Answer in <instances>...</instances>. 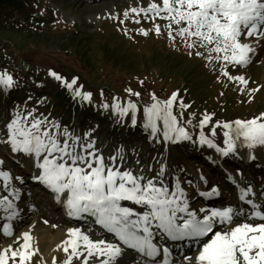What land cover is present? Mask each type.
<instances>
[{
	"label": "snow or ice",
	"instance_id": "snow-or-ice-1",
	"mask_svg": "<svg viewBox=\"0 0 264 264\" xmlns=\"http://www.w3.org/2000/svg\"><path fill=\"white\" fill-rule=\"evenodd\" d=\"M131 11L166 13L161 18L170 21L167 27L178 26L175 35L169 31L171 40L179 37L189 49L205 48L209 62H223V75L247 85L243 76H230L224 69L228 65L242 67L252 62L256 47L264 41V0H162V6L152 3L147 8H132ZM155 31L159 34L160 28L157 26ZM196 55L203 56V53L196 52ZM49 75L61 80L54 71L50 70ZM75 84L74 78L64 86L73 90ZM14 85L10 74L0 72V87L11 89ZM126 91L130 95H140L132 93L131 89ZM74 96L85 101L91 99V93H81L79 88L74 90ZM151 100L152 103L143 109L145 129H150L153 136L161 132L164 140L172 143L192 139L179 126L172 111L177 93L165 101L158 100L155 95ZM111 107L121 116L131 110L135 124V103L129 101L121 107L114 98ZM180 107L190 106L181 101ZM211 119L205 114L199 127L203 129ZM158 121L162 122V129L158 128ZM5 127L7 138L0 139V143L8 144L14 153L32 158L38 169L32 178L50 190L69 218L90 224L87 232L79 227L67 230L68 239L63 242V251L68 256L63 264H71L74 257L79 259L81 256L82 264H89L93 257L99 264H117L125 250H133L147 258L144 264H172V249L164 241L184 242L189 250L194 247V255H182L186 264H264V205L249 198L255 195L251 187L240 189L238 195L247 208L226 206L196 211L190 209L187 194L179 182L171 188L165 184L163 166L155 177L124 168L123 156L105 158L95 150V142L88 140L87 133L82 141L67 129L61 131L53 121L33 117L31 112L27 115L16 113ZM216 127L224 129V148L216 147L202 131L199 143L216 148L225 156L235 152L238 146L264 147V113L248 120L218 122L212 128L213 136ZM0 180L5 190L11 186L7 171H0ZM201 194L211 197L217 191L213 188L211 192ZM9 195L18 198L19 190H13ZM125 202L138 206L141 211L126 206ZM0 208L11 210L8 220L17 216L15 205L7 195L0 197ZM237 219L239 223H236ZM91 225L98 226L113 239H91L88 233L95 231ZM2 232L4 236L13 235L10 224L3 225ZM31 239L30 233L24 232L14 241L17 247L9 245L0 250V264H9V260L12 264H31L38 251L32 248ZM157 257L162 259L158 261Z\"/></svg>",
	"mask_w": 264,
	"mask_h": 264
},
{
	"label": "rangeland",
	"instance_id": "rangeland-1",
	"mask_svg": "<svg viewBox=\"0 0 264 264\" xmlns=\"http://www.w3.org/2000/svg\"><path fill=\"white\" fill-rule=\"evenodd\" d=\"M33 2V10L39 7L38 4H41L40 6L47 11H52V14L49 15L50 18L55 15L61 16L70 25H73L78 30V32L75 30L77 33L74 34L76 35L75 38L83 39L81 43H85L86 48H88L84 54L85 57L89 58V65L92 67H87L97 69V66H102V68L97 69L96 73L83 71L78 52H70L67 49L69 45H65L67 34L60 37L46 27L44 28L46 30L45 35L37 39L27 40L16 33L9 35L0 31L2 64L10 68L8 74L11 76L15 70L17 73H21L20 76L24 75V80L18 78L13 88L2 90L3 88L0 87V139L7 138L5 125L16 113L27 115L31 112L33 117L53 121L60 126L61 131L67 129L71 134L81 137L82 141L87 133L88 140L95 142V150L105 158L123 156L124 168H130L137 173L143 171L145 176L150 177L155 172H159L163 166L164 176L162 179L165 184L171 188L176 182H179L187 194L189 206L196 190L192 183L193 179H196L195 177L204 180L205 186L227 184L231 190V187L237 189L228 180L234 175L240 184V189L255 186L264 193V170L260 168L261 162L259 160H252L242 167L234 165L239 163L238 157H242V154L238 152L242 146H238L235 152L227 156L222 155L220 158L221 162L217 168L226 181L221 179L222 177L217 178V173H212L211 176L206 173L208 167L204 163L208 159L214 161L218 152L216 148L199 143L200 133L202 131L208 139L213 141L216 147L224 148V129L221 127L215 128L216 135L213 136L212 132L205 128L201 129L198 122H182L183 116L180 115L179 111L172 109L173 114L177 116L179 126L183 127L189 136L191 132L195 135L190 136L191 140L172 143L165 141L161 132L153 136L150 129H145L143 109L152 103L151 96L155 95L160 101H165L170 97L168 79L164 82L157 80L164 84L162 92L158 94H150L146 86L149 81L147 77L149 74L152 73L154 76L158 75L165 78L170 74V72L161 73L168 64L173 67L172 61L166 60L163 54L172 55L177 52L179 56L184 57L180 62H175L178 76L184 72L190 73L188 76L199 77V83H202L200 77L202 76L205 78V82L211 84V89L202 87L204 93L193 97L192 102L199 106H205L207 109H214L218 116L222 114L226 104L225 96H219L214 101L218 92L214 88L216 86L212 81V76L204 69L203 62L197 59L196 52H201L200 47L189 49L183 46L174 49L178 44L173 45L172 43L184 40L179 37L174 41L169 37L164 40L162 34H157L155 31L157 26L161 31L166 25L165 21H161V17L166 13L155 15L131 11L132 8H147L152 3L162 6V0H33ZM126 12L128 13L127 17L125 16ZM36 25L44 26L43 23ZM141 30L148 34L144 35ZM114 46L116 48L110 54L105 52L106 56L101 54L102 51L106 50V47L113 49ZM259 47L256 52L263 51H261L259 61L256 64L253 63L258 69H249L253 79H250L244 86L246 94L226 92V96L231 100L224 110L228 117L239 115V118L245 117L244 120H248L264 113V41ZM151 50L155 51L153 60ZM90 51L98 56H91ZM41 52H44L48 57L42 58ZM190 52L191 54H189ZM55 62L58 63H56L58 66L53 67L54 72L60 71L64 76L61 81H57L55 77L49 75L48 67ZM141 63L145 64V67L140 68L141 65L138 64ZM27 64H31L32 67L29 68ZM37 67L44 70L41 72ZM14 68L16 69L14 70ZM188 69L191 71L188 72ZM32 73L34 74L31 75ZM37 73H39L38 76ZM235 75L244 77L243 73H235ZM74 78L76 84L73 85V90H69L64 86V83L71 82ZM104 83L110 88H106ZM56 84L63 87V94L58 92L57 88L59 87ZM16 88L22 90L17 94L13 93L12 90ZM76 88H79L81 93H91V99L85 101L81 97L74 96ZM126 89H131L132 93H139L140 95H130ZM254 89L255 91H252ZM11 94L12 96H10ZM114 98L121 107L126 106L129 101L137 105L135 124L132 122L131 110L123 116L118 112L114 113L111 107ZM105 104L109 107H103ZM95 111L98 112V116L94 114ZM218 122L224 123L215 120L210 127L213 128ZM157 126L162 129V122L158 121ZM1 151L12 152L8 144L0 143V161H2L0 171H7L10 175L11 184L15 187L20 186L25 193L16 206L18 209L20 205L24 206V209H19L18 212L21 213V221L18 227L14 229L12 236L0 240V244L7 245L8 239H11L12 246L15 248L18 245L14 241L21 237L22 232L26 229L29 230L32 225L36 224L37 219L40 222L39 229L46 227L45 217L55 225L52 228H55L57 224L49 216L38 215L33 210L30 213L28 199L33 194H30V188L27 187L28 182L23 179L24 174H22L23 168L21 167L24 163L31 168L33 165L31 158L23 153H16V160L14 157L9 159ZM117 162L119 163V160ZM187 162L193 165H188ZM173 163L177 167L185 169L184 176L171 168ZM225 163H229V166H222ZM6 191L3 187V181L0 180V197H3ZM134 207L137 211H141L138 206L134 205ZM53 215L54 217L58 216L56 212ZM236 222L239 223L240 220L237 219ZM66 228L65 226L64 229ZM32 241L33 239H31L32 248L38 250L33 246ZM54 251H59V253L47 255L44 252L36 251L31 259V264H60V256L64 257L60 253L63 251V247H58ZM125 251L136 253L133 250ZM82 258L83 256L79 259L74 257L72 261L82 264ZM97 263L95 258L89 260V264ZM9 264H12L11 260H9Z\"/></svg>",
	"mask_w": 264,
	"mask_h": 264
},
{
	"label": "trees",
	"instance_id": "trees-1",
	"mask_svg": "<svg viewBox=\"0 0 264 264\" xmlns=\"http://www.w3.org/2000/svg\"><path fill=\"white\" fill-rule=\"evenodd\" d=\"M35 2V1H34ZM33 0H0V31H3L9 35H12V33H16L18 36L25 37L27 40H33L40 38L42 35H45L46 30L44 28L47 27L53 30V32L56 35H59L62 37L64 34H67V37L65 40L67 43L65 45H69V48H67L70 52L74 51L78 52V58L81 61V67L83 71H92L93 73L97 72V69H101L102 66H97V69H89L88 67H92L89 65V58L85 57V52L88 50L86 48L85 43H81V40L83 39H76L77 34L73 25H70L68 22H66L64 19L61 18V16H52L51 18L49 17L50 14H52V11H47L44 7H41L39 4L36 9H32L33 5ZM42 12L41 14H44V18L42 20H37L35 19L38 13ZM43 23V27H39L36 24ZM170 23V21H169ZM169 23H167L169 25ZM167 25V26H168ZM165 27L161 30V34L164 37V40L169 37V31H172L173 34L175 33V29L178 27L175 24L171 25V29L169 27ZM78 32V30H77ZM27 36V37H26ZM163 42V41H162ZM66 47V46H65ZM116 46H114L113 49L107 48L106 50L102 51L101 54L103 56H106V54H110L112 50H114ZM19 49V48H18ZM66 49V50H67ZM153 49V48H152ZM157 49V48H156ZM152 51V60L155 57L154 50ZM105 52V53H104ZM91 56H98L91 51L89 52ZM42 58L45 59V57H48L44 52H41ZM40 54V55H41ZM167 59H170L172 61L173 67H170L169 64L167 67L161 72H170V74L165 78V77H159L158 75L154 76L152 73L149 74L148 83H147V88L149 90L150 94H158L162 92V88L164 84H161V82L166 81L167 79L169 80V92H170V97L172 94L175 92L177 93V100L174 102L173 105V110L175 111L176 109L181 110L182 108L180 107V102L182 101L183 104H190L191 101H193V97L196 95H199L201 93H204V88L202 83H199V77H194V76H188L190 73H183L181 76H178L179 73L177 71L176 63L175 62H180L182 57L181 55L176 52L175 54L169 55V54H163ZM2 54H0L1 58ZM101 58V56H100ZM55 62L52 66H49V71H54L53 67L58 66ZM28 66L32 67L31 64H27ZM141 65L140 68L145 67V64L141 63L138 64ZM88 66V67H87ZM115 66V65H114ZM113 66V67H114ZM1 69V68H0ZM41 72L44 70L41 67H37ZM191 69H188V72H190ZM174 72L175 74H173ZM160 73V74H161ZM57 74L61 77V80H63V73L60 71L57 72ZM161 78V79H159ZM57 80V81H61ZM157 80H160L161 82H158ZM106 88H110L106 83ZM59 88H57L58 92L61 94L64 93L63 87L60 86V84H56ZM193 104L191 105V111L194 112Z\"/></svg>",
	"mask_w": 264,
	"mask_h": 264
},
{
	"label": "bare ground",
	"instance_id": "bare-ground-1",
	"mask_svg": "<svg viewBox=\"0 0 264 264\" xmlns=\"http://www.w3.org/2000/svg\"><path fill=\"white\" fill-rule=\"evenodd\" d=\"M262 43V42H261ZM261 43L256 47V49H259ZM215 55V54H214ZM222 61L220 63L217 64V70H218V77L220 79H222V82L220 84V90H223V89H228L229 87H234L235 85H237L236 82H231V80L228 79L227 76L223 75L222 74V71H221V65H222ZM248 69H253V66L249 65L248 66ZM227 67L224 69V71H227ZM232 70H234L235 72H233V76H235V73H242V71H239L238 67L235 66V67H232ZM245 72V71H244ZM246 72H249L246 71ZM245 72V73H246ZM230 98L228 99H225L226 100V104H225V107H224V110L226 108V106L231 102V100H229ZM223 110L222 114L220 116H218L220 119H222L221 122H224L223 119H225V117H228L227 113H225ZM239 152L242 153L243 156L245 157H249L250 159H260L261 161L264 162V147H257V148H254V149H248L244 146H242L239 150ZM219 153V157H217L216 159H214V163H220V158L222 157V153L218 152ZM230 154V153H229ZM31 160L33 161V159L31 158ZM216 161V162H215ZM169 171V170H168ZM31 173L34 175H36L38 173V169H36L34 167V161H33V165H32V168H31ZM158 172H155L153 175H151L150 177H155L156 174ZM166 174V172H165ZM32 176V177H33ZM196 179H198L197 177H195ZM204 180H200L198 179L197 180V188L200 189L202 187V184H203ZM239 183L236 184V188L239 187ZM13 185H11L10 187H12ZM235 186V184H234ZM7 189H12V188H7ZM258 188L256 187H253V192L254 193H257L258 194V200L260 201H263V199H261V190H257ZM239 190L240 189H234L231 187V195L230 197L231 198H235L237 197L238 198V195H239ZM217 191V194H219L218 190ZM250 198V197H249ZM10 200H12L13 204L15 205V211L17 212V214L19 216H21V213H18L19 212V209H24V206L23 205H20L19 206V209L18 207H16L18 205V203L21 201L22 198L18 199L17 198H14L13 196H10L9 198ZM253 199L254 201H256L254 198H251ZM34 200V199H33ZM227 200L228 202H230V204L232 203L230 200H228L227 196L224 194V201ZM262 203V202H261ZM241 207V206H239ZM242 207H245L247 208L248 206H245V205H242ZM34 208V207H32ZM31 207H30V213L31 211L33 210ZM35 209V208H34ZM11 210H8V211H5L3 208H0V217L4 216L6 219V223L7 224H10V222H14V225H12V231L14 230V227L17 226V222L19 220L18 217H15L13 220H8L7 219V216L9 215V212ZM22 212V211H21ZM35 212L39 213V215H44L43 213H40L37 211V209H35ZM46 227L43 228V229H39V220L37 219L36 220V224L35 225H32V227L30 228V230H25L24 232H29L30 235L32 236V239H33V243L35 245V247L39 250V251H43L44 253H46L47 255H51L52 253H55L54 250H56L58 247H63V242L65 240L68 239V236H67V230L68 229H64L65 226H61L60 224H57V226L55 228H52L53 226H55L53 223H51L52 221L51 220H48L46 217ZM76 220V219H75ZM55 222V221H54ZM238 223V222H237ZM67 224L68 226H74V222H69V223H65ZM89 222H86V221H83L82 224L81 222L78 223V225H75L79 228H81L83 231L86 232V228H89ZM2 226V223L0 224V227ZM88 231V230H87ZM23 232V233H24ZM92 235H94V232H91ZM6 238V236L3 235V233L0 231V240ZM91 239L93 238L90 237ZM98 239H107V240H112L113 238H111L110 236H107V235H103V237L99 236V234H95V237L93 238V240H98ZM9 240V245H12V240L11 239H8ZM22 243V240L20 241ZM2 245L0 244V250L2 249H6L9 245ZM182 244H184V242H182ZM193 249V248H192ZM71 252V250H69V253ZM61 255H64V257H61L60 256V264H63V262L66 260L67 256H68V253H65L64 251H60ZM87 255V254H86ZM95 258V257H93ZM124 258V259H123ZM122 256L118 259L117 261V264H121L122 263V259L128 263V264H136L137 263V254H134V253H131L129 256H127L126 258ZM71 264H77L76 261H72ZM139 264V261L138 263Z\"/></svg>",
	"mask_w": 264,
	"mask_h": 264
}]
</instances>
